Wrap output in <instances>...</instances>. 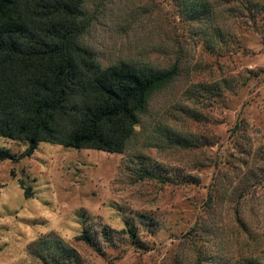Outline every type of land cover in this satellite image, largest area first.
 <instances>
[{"label": "rangeland", "instance_id": "obj_1", "mask_svg": "<svg viewBox=\"0 0 264 264\" xmlns=\"http://www.w3.org/2000/svg\"><path fill=\"white\" fill-rule=\"evenodd\" d=\"M223 1L83 0L101 67L178 74L122 154L0 138V264H264V0Z\"/></svg>", "mask_w": 264, "mask_h": 264}, {"label": "trees", "instance_id": "obj_2", "mask_svg": "<svg viewBox=\"0 0 264 264\" xmlns=\"http://www.w3.org/2000/svg\"><path fill=\"white\" fill-rule=\"evenodd\" d=\"M173 1L181 17L207 13L215 30L221 2ZM82 7L83 0H0V138L28 143L18 159L40 143L122 154L151 96L178 74L176 65L101 67L80 42L87 28ZM4 160L15 157L0 148ZM80 239L93 245L86 233Z\"/></svg>", "mask_w": 264, "mask_h": 264}]
</instances>
